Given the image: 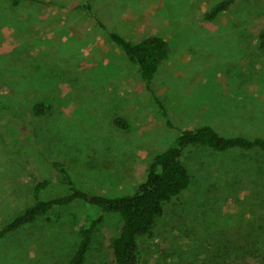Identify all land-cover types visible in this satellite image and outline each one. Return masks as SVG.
Listing matches in <instances>:
<instances>
[{"label": "rangeland", "instance_id": "rangeland-1", "mask_svg": "<svg viewBox=\"0 0 264 264\" xmlns=\"http://www.w3.org/2000/svg\"><path fill=\"white\" fill-rule=\"evenodd\" d=\"M46 1L55 5L0 0V224L31 205L41 181H50L44 198L66 192L50 161L65 162L84 189L116 196L141 182L186 128L264 137V0H237L214 21L204 15L220 0ZM85 1L128 40L169 43L154 87L172 127ZM35 100L53 105L39 122ZM116 117L131 129H117ZM184 162L193 184L141 239L142 264H264V153L199 150ZM60 213L62 221L40 220L1 243L0 264H69L77 230L100 212L77 203ZM121 226L106 217L88 264H116L111 245Z\"/></svg>", "mask_w": 264, "mask_h": 264}, {"label": "trees", "instance_id": "trees-1", "mask_svg": "<svg viewBox=\"0 0 264 264\" xmlns=\"http://www.w3.org/2000/svg\"><path fill=\"white\" fill-rule=\"evenodd\" d=\"M11 3L14 7L26 1L52 6L53 1L46 0H1ZM237 0H220L215 3L204 15L208 21H214L230 10ZM83 8L89 15L94 16L91 4L85 1ZM100 28L105 31L109 39L119 47L137 69L146 89L151 93L158 107V112L165 119L168 127H172L169 113L158 97L154 81L161 68L169 61L170 45L159 35L149 36L139 42L128 40L121 33L110 30L98 17L94 16ZM258 48L264 51V29L258 35ZM39 74V72H38ZM37 94L46 92L45 88L35 90ZM0 106L5 108L0 98ZM53 110V105L44 101H34L31 104L33 121L44 120ZM113 125L128 131L131 124L127 119L116 117ZM250 152L258 150L264 153V137L249 139L246 137H223L210 125L197 128H186L181 131L173 145L161 153L154 155L147 166L145 178L136 184L126 194L116 196L103 195L85 187L74 179L71 170L65 162L50 161L49 166L57 174V182L66 192L52 198H44L50 181L44 180L33 189V202L22 213L11 221L0 224V244L13 234L37 224L40 220L52 222L62 221L63 210H68L77 203H85L97 208L100 216L90 220L77 230L80 243L73 253L69 264H88L96 237L101 231L106 217L118 216L122 221L120 232L113 239L112 249L116 264H142L141 239L152 237L159 225V221L166 215L167 207L175 199L187 192L193 179L190 175L184 158L199 150H210L225 153L230 150ZM113 153L116 151L113 150ZM53 219V220H52ZM53 223V222H52Z\"/></svg>", "mask_w": 264, "mask_h": 264}]
</instances>
